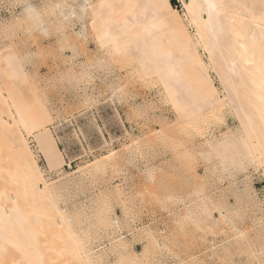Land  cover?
I'll list each match as a JSON object with an SVG mask.
<instances>
[{
  "label": "bare ground",
  "instance_id": "obj_1",
  "mask_svg": "<svg viewBox=\"0 0 264 264\" xmlns=\"http://www.w3.org/2000/svg\"><path fill=\"white\" fill-rule=\"evenodd\" d=\"M1 1L3 6L21 2L23 16L29 20L26 22L43 31L47 19L42 16L37 23L25 5L39 6L38 10L43 13L48 10L56 22L63 21L62 12L68 13L70 20L75 19L71 9L54 7L57 3L64 4L63 1L42 5L30 0ZM179 1L182 13L170 0H113L117 4L134 5L122 9L131 14L132 23L125 26L117 22L122 15L110 17L108 10L98 9L94 28L89 9L87 24L78 21L80 27L76 34L85 37L89 26L102 52L133 60L140 76L152 80L160 89L161 100L170 104L178 121L201 127L211 120L223 124L225 115L230 114L236 124L233 127L224 124L226 129L217 137L206 139L209 147L199 153L208 161L216 156L220 174L228 183L237 184L235 194L247 201L258 199L246 181L250 166L264 171L261 0ZM86 2L100 5L104 0H79L78 14ZM21 19L12 15L9 20H2V27L19 25ZM202 51L207 53V63ZM31 57V52L20 53L10 44L0 45V264H124L122 248L127 244L126 235L134 228L128 234L117 232L113 229L116 225L112 223L113 214L105 209L98 210L95 227L75 222L72 215L57 206L53 197L57 193L56 183L45 179L34 158L27 141L29 136L36 141L49 168L61 167L64 163L48 127L52 120L50 113L41 97L33 92L36 86L24 67ZM102 57L97 63L103 61ZM86 68L83 66V71ZM210 70L216 73L220 88L214 85ZM157 131L162 137L163 130ZM209 131L207 128L199 134L204 136ZM114 154L115 151H110L101 155L78 168L76 173L104 174L107 161ZM146 173L149 177L152 175L150 170ZM70 184H75V180ZM202 186L194 195L189 194L188 200L176 197L184 206V212L177 214L178 221H190L197 226L204 222L217 225L220 218L230 224L238 238L244 231L237 227L233 217H240L241 209H229L215 202L211 194L203 192ZM120 192L117 188L113 193ZM140 231L153 238L147 225ZM109 240L111 245L106 247ZM155 242L158 247L163 246L161 241ZM110 255L116 259L110 260ZM141 256L145 257L132 254L130 262H136Z\"/></svg>",
  "mask_w": 264,
  "mask_h": 264
},
{
  "label": "rangeland",
  "instance_id": "obj_2",
  "mask_svg": "<svg viewBox=\"0 0 264 264\" xmlns=\"http://www.w3.org/2000/svg\"><path fill=\"white\" fill-rule=\"evenodd\" d=\"M30 1L37 5L65 2ZM170 2L182 13L179 0ZM1 3L0 45L10 44L20 53H32L24 67L36 86L33 92L41 97L50 113L48 127L64 159L61 167L49 168L34 138L27 137L45 179L56 183L57 193L53 197L57 206L87 227L94 226L98 210L105 209L113 214V229L117 232L128 234L134 228L126 235L127 244L122 248L124 264H155L160 260L168 264H228L247 260L248 248L230 224L218 218L217 212V225L204 222L197 226L177 219L184 206L176 197L188 200V195H194L203 185V192L211 194L215 202L229 209H241V216L233 217L235 224L259 244L264 228V171L248 168L246 182L258 199L247 201L234 193L237 184L228 183L220 174L216 156L208 161L199 153L209 147L206 139L217 137L226 129L224 124L233 127L235 119L226 113L223 124L211 120L201 127L178 121L170 104L161 100L156 84L140 76L133 60L102 52L89 26L85 37H81L76 34L80 27L77 22L70 42L61 43L63 37L46 34L55 21L48 10L43 13L47 19L43 31L27 23L21 2L5 6ZM12 15L22 19L19 25L5 29L2 20H9ZM189 30L193 32L192 28ZM40 52L44 55L36 54ZM99 57L104 63H97ZM202 58L208 62L204 51ZM82 65L90 72L83 71ZM209 73L214 85L220 88L216 73ZM207 128L210 131L200 136V131ZM157 130H163L162 137ZM118 137L119 141H114ZM110 151L115 154L107 161L106 173H76L78 168ZM147 170L152 173L150 177ZM72 180L75 184L71 185ZM117 188L121 189L119 195L113 193ZM145 225L153 238L140 231ZM154 240L161 241L163 246L158 247ZM109 243L110 240L106 247ZM132 254L145 257L130 262ZM113 258L110 255V260Z\"/></svg>",
  "mask_w": 264,
  "mask_h": 264
},
{
  "label": "snow or ice",
  "instance_id": "obj_3",
  "mask_svg": "<svg viewBox=\"0 0 264 264\" xmlns=\"http://www.w3.org/2000/svg\"><path fill=\"white\" fill-rule=\"evenodd\" d=\"M133 6L134 5L117 4L114 3L113 0H104V2H102L100 5H95L86 2L84 4L83 9L78 14L76 11V9L79 7V5L77 4V0H65L64 4L57 3L54 5V7L57 9H71L72 15L75 17V19L70 20L68 13L62 12L63 21L60 22L53 21L50 27L47 29L46 34L50 36L55 34L57 37H63L64 39L61 41V43H64V41L70 42L72 29L76 26L77 22L82 21L85 24H87V20L89 19L88 16L89 9L92 10L91 20L94 28L96 27L98 22V17L96 15L98 9L108 10L110 17H114L116 15H122V19L117 22L127 26L128 24L133 22V17L131 16L130 13L122 12V9L125 7H133ZM25 7L27 8V11L32 16V18L35 19L37 23H39L43 16V12L38 10L39 6L31 7L25 5ZM260 19L262 22H264V0H261L260 2ZM7 27L8 26L5 25V29H7ZM19 31L20 29H17V33H19ZM13 38L15 39V36ZM36 54L44 55V52H40ZM238 239L243 242L244 247L248 248L249 258L247 260L231 261L228 262V264H264V228H262L261 230L258 245L254 243V238L251 237L248 233H244V232L240 233ZM155 264H168V262L164 260H160L155 262Z\"/></svg>",
  "mask_w": 264,
  "mask_h": 264
},
{
  "label": "built area",
  "instance_id": "obj_4",
  "mask_svg": "<svg viewBox=\"0 0 264 264\" xmlns=\"http://www.w3.org/2000/svg\"><path fill=\"white\" fill-rule=\"evenodd\" d=\"M119 140V139H118ZM126 232V231H125ZM103 244H100V246H102Z\"/></svg>",
  "mask_w": 264,
  "mask_h": 264
}]
</instances>
